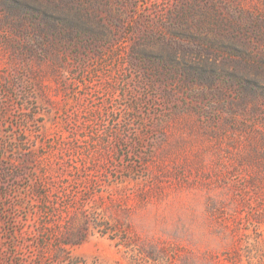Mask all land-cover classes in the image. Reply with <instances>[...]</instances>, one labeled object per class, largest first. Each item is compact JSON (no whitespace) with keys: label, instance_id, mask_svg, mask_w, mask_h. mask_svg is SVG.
<instances>
[{"label":"rangeland","instance_id":"374dc122","mask_svg":"<svg viewBox=\"0 0 264 264\" xmlns=\"http://www.w3.org/2000/svg\"><path fill=\"white\" fill-rule=\"evenodd\" d=\"M0 264H264V0H0Z\"/></svg>","mask_w":264,"mask_h":264},{"label":"trees","instance_id":"16d2710c","mask_svg":"<svg viewBox=\"0 0 264 264\" xmlns=\"http://www.w3.org/2000/svg\"><path fill=\"white\" fill-rule=\"evenodd\" d=\"M74 243V242H73Z\"/></svg>","mask_w":264,"mask_h":264}]
</instances>
